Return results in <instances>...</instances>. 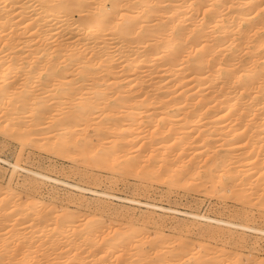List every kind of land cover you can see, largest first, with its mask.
<instances>
[{
    "label": "bare ground",
    "instance_id": "obj_1",
    "mask_svg": "<svg viewBox=\"0 0 264 264\" xmlns=\"http://www.w3.org/2000/svg\"><path fill=\"white\" fill-rule=\"evenodd\" d=\"M89 1L0 0V148H20L13 162L0 154L11 166L0 177V264H264L215 246L264 237L263 227L21 164L37 149L90 172L231 199L240 216L264 221V0ZM44 184L78 191L75 201L92 193L102 211L117 198L206 226L201 238L168 236L73 212L53 192L27 204Z\"/></svg>",
    "mask_w": 264,
    "mask_h": 264
},
{
    "label": "rangeland",
    "instance_id": "obj_2",
    "mask_svg": "<svg viewBox=\"0 0 264 264\" xmlns=\"http://www.w3.org/2000/svg\"><path fill=\"white\" fill-rule=\"evenodd\" d=\"M89 2H93V1L90 0ZM124 5H127V4H124ZM17 145H18L17 143L12 142L11 146L4 148V149L0 148V154L2 155L3 159H7L11 162L15 161L18 157L17 155L20 150L19 145L18 146ZM29 151L33 154L30 153L31 154L30 155ZM32 151L31 149L30 150L28 149L27 152L24 153V156L21 159V164L30 169H39L45 172L47 171L53 176H57L61 179H65V180H68L70 182H75V183L78 182L89 188L96 189L98 191L105 190V191L110 192L113 195H116L117 197L120 196L123 198H130V199H134L136 201L142 202V203L147 202V203H152V204H158L160 206H163L166 208L171 207L179 211L206 214V215L215 216L219 218L229 219L235 222H240V221L246 222L251 225L255 224V225H258L264 228L263 220L255 219L251 221V220H247L243 218L242 216H240L237 213V210L239 209L238 203L236 201L233 202V200L231 199H228L225 201L223 199L222 200L218 199L217 197L214 198L213 196H207L203 193L201 194V193H196V192H193V193L187 192V191L185 192V190L179 189L178 187L173 188L172 190L168 191L169 189L167 188V186L161 183L159 184L157 182L147 183V181L145 182L140 181L134 178V176L132 177L121 176L119 174H112L110 173V171L108 170L106 171L102 169H92V172H90L91 168L88 167L87 165H77L74 162H71L70 160L64 157H60V156L57 157L56 155H51V154H48L44 151H40L37 149L32 150ZM27 155L31 159L28 158ZM33 157L34 159H32ZM10 173H11V166L6 162L0 161V177L5 179L7 176L10 175ZM21 189H17L18 192L16 190L15 191L17 193H20ZM22 190L25 192V189H22ZM15 191H14V194H16ZM52 192L55 194V198H58V196H60V199L58 198V200L53 199L52 200L54 201L53 203L56 202L57 205H60L63 207L69 206V208H71L70 209L71 211L75 210L73 212H80V213L82 212V214H84L85 212L94 210L95 212L98 213V215L99 214L103 215L104 213L103 218L105 219V221L108 220V222H110L109 220L111 219L113 221L118 220L124 223H129L130 221H132L133 224L140 225V226L144 225L146 230L149 229L151 230V232L154 230V228L156 230V228L161 227L164 230V232L168 234V236L169 235L174 236L175 234L176 235L181 234L188 238H193V239H196L199 237L201 238V235H203V234H200L202 233L201 229L205 228L206 226V222H202L201 226L200 224L196 225L195 223L192 222L191 218H188L180 213H175V214L166 213L163 215L164 212L160 210L155 211V209H149L143 204L130 203V202H126L123 200H118L117 198L107 199L106 201L109 202V203L106 202L107 203L106 205H108V209L102 211L103 209L101 210L99 208L98 209L96 208L97 201H98L97 200L98 197L96 195L89 193V192L84 193L82 196L84 199L82 200L84 202H81L79 200H76L77 201L76 202L75 200L71 199V197H73V195H75L74 197H76L78 194L76 198H79V197L81 198V196H79V192L76 190H73L72 188L65 187L62 185L56 186V185H51V184H44L42 186L41 191H37V193L31 192L32 194L31 193L29 194V196L31 195V198L33 200H31V198L28 197L29 201L31 202L27 204H31V203L33 204L34 202L36 201L38 202L40 200H47L48 194L50 193L52 194ZM32 195L34 197H32ZM126 210L128 213L126 212ZM13 212H16V210ZM258 213L259 212H257V214ZM51 223L54 225L53 222ZM145 223H147L148 225ZM52 224L49 225V228L53 226ZM192 224H194V227ZM239 236L240 237L242 236L241 239ZM243 236L244 235L242 234L238 235L239 240H242L240 241L241 244L238 242L239 245H237V243L235 244L234 241L231 242L230 240H229L230 243L227 245L226 243L227 241L225 240L226 242H224L223 240L224 237H221V238L217 237L216 238L217 240H215L217 242V245H215L216 244L215 241H212V239L210 240L208 236L206 238L212 241L213 244L217 247H221L225 243L226 246H228V248L232 250V249H236V246H237L238 247L237 249L240 252H242V254L247 255L248 253L249 254L252 253L253 255L257 256L259 259L264 260L263 259L264 258V237L263 236L261 237V235L253 234V232L252 233L248 232V234L245 235L246 238ZM242 238L244 239V241ZM254 241L257 242V244H254L255 243ZM243 243L244 245H242ZM233 244L234 246L235 245L236 246L234 247Z\"/></svg>",
    "mask_w": 264,
    "mask_h": 264
}]
</instances>
